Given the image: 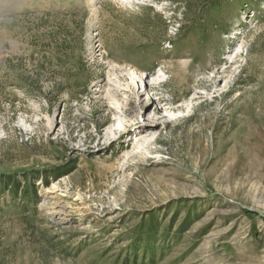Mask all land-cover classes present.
<instances>
[{"label": "rangeland", "instance_id": "374dc122", "mask_svg": "<svg viewBox=\"0 0 264 264\" xmlns=\"http://www.w3.org/2000/svg\"><path fill=\"white\" fill-rule=\"evenodd\" d=\"M3 175L0 264H264V0H0Z\"/></svg>", "mask_w": 264, "mask_h": 264}, {"label": "trees", "instance_id": "16d2710c", "mask_svg": "<svg viewBox=\"0 0 264 264\" xmlns=\"http://www.w3.org/2000/svg\"><path fill=\"white\" fill-rule=\"evenodd\" d=\"M189 8V7H188ZM57 174L59 172L56 170ZM0 194L3 192V190H10L11 192V198L17 199L19 197V191L21 190V181L19 179H15L12 175H3L0 177ZM25 197V202H31L36 203L38 200V191L35 187V185H32L30 187H25L23 189Z\"/></svg>", "mask_w": 264, "mask_h": 264}, {"label": "bare ground", "instance_id": "6f19581e", "mask_svg": "<svg viewBox=\"0 0 264 264\" xmlns=\"http://www.w3.org/2000/svg\"><path fill=\"white\" fill-rule=\"evenodd\" d=\"M130 71V70H129ZM133 72V71H132ZM134 73V72H133ZM139 73V72H138ZM130 73L128 72V75H129ZM132 74V73H131ZM128 75L126 74L125 75V77H128ZM141 75H143V73H141ZM134 76V75H133ZM130 79V78H129ZM131 80H133V79H131Z\"/></svg>", "mask_w": 264, "mask_h": 264}]
</instances>
